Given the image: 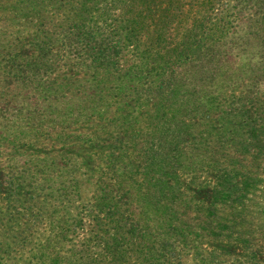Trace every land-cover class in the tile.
<instances>
[{"label":"trees","instance_id":"trees-1","mask_svg":"<svg viewBox=\"0 0 264 264\" xmlns=\"http://www.w3.org/2000/svg\"><path fill=\"white\" fill-rule=\"evenodd\" d=\"M47 2L60 15L47 40L54 49L72 52H65L63 86L75 103L66 104L67 115L94 130L92 138L120 139L107 148L88 201L83 163L74 157L62 163L60 178L46 182L34 172L21 184L37 225L26 228L0 208V264H48L54 249L60 264H131V258L141 260L134 257L142 255L139 250L151 264H167L160 256L175 253L176 237H187L178 222L186 187L176 172L186 144L161 141L145 148L138 134L129 140L139 123L134 110L141 117L145 105L160 115L171 109L169 123L199 108L208 117L220 114L207 157L214 173L218 152L232 150L241 139L242 115L264 110V0ZM12 193L4 199L9 206Z\"/></svg>","mask_w":264,"mask_h":264},{"label":"rangeland","instance_id":"rangeland-1","mask_svg":"<svg viewBox=\"0 0 264 264\" xmlns=\"http://www.w3.org/2000/svg\"><path fill=\"white\" fill-rule=\"evenodd\" d=\"M59 22L60 15L47 0H0V208L10 212V220H21L32 230L37 222L30 216V203L25 204L29 191L21 184L29 182L34 172L46 182L60 178L62 163L67 156L74 157L83 163L82 193L88 201L107 148L120 139L113 134L92 138L89 131L94 130L87 131L67 115L66 104L75 103L68 100L63 86L68 68L65 52H72L54 49L47 40ZM170 110L163 108L160 115L158 109L145 105L141 117L134 110L139 123L128 134L129 140L141 136L145 148L161 141L186 144L176 172L186 187L187 203L179 207L178 222L187 237H176L175 253L168 251L160 260L167 264H264V110L242 115L241 139L232 150L218 152L214 173L208 169L207 157L211 128L215 131L220 114L208 117L206 109L199 108L169 123ZM190 179L193 183L187 185ZM10 190L17 201L9 198L11 206L4 200ZM40 207L45 209V204ZM23 208L29 213H20ZM27 234L32 238L30 230ZM52 252L55 256L49 254L48 264H60L55 249ZM138 252L142 255L134 257L141 260L131 258V264H151L152 260L143 258L145 251ZM28 256L25 253L23 258Z\"/></svg>","mask_w":264,"mask_h":264}]
</instances>
